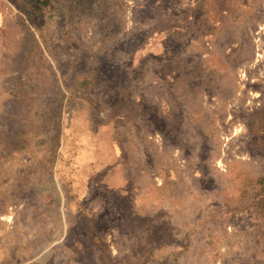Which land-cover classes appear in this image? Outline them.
Masks as SVG:
<instances>
[{"label": "rangeland", "instance_id": "rangeland-1", "mask_svg": "<svg viewBox=\"0 0 264 264\" xmlns=\"http://www.w3.org/2000/svg\"><path fill=\"white\" fill-rule=\"evenodd\" d=\"M0 264H264V0H0Z\"/></svg>", "mask_w": 264, "mask_h": 264}]
</instances>
